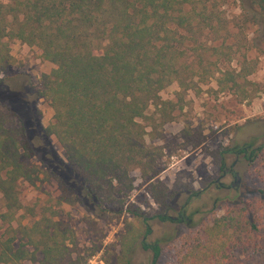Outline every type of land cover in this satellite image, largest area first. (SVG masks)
Returning <instances> with one entry per match:
<instances>
[{
	"label": "trees",
	"instance_id": "1",
	"mask_svg": "<svg viewBox=\"0 0 264 264\" xmlns=\"http://www.w3.org/2000/svg\"><path fill=\"white\" fill-rule=\"evenodd\" d=\"M239 9L228 19L206 0H0V71L12 63V42L38 48L53 68L43 76L37 97L49 101L54 113L42 135L29 137L25 125H16L13 111H0L5 208L0 230L10 227L0 239V264H88L99 248H82L56 205L83 204L100 218L121 216L134 190L135 170L152 183L155 202L168 206V188L154 183L164 170L166 146L149 144L148 138L166 139L164 128L184 109L186 95L215 78L219 92L232 91L241 101L255 97L249 78L259 62L247 53L264 54V0H239ZM252 27L256 30L248 39ZM243 51L239 70L218 68V62L231 65L232 55ZM172 86L179 89L176 100L163 99ZM152 105L155 112L148 115ZM53 175L64 190L57 204L51 198L39 215L29 209L30 225L13 226L24 210L20 184L36 186ZM260 196L259 203L235 202L188 237L175 264H237L233 250L259 233L264 191ZM129 209L141 227L132 226L124 235L120 264H132L140 231L151 233L150 219L140 208ZM151 248L158 264L161 248Z\"/></svg>",
	"mask_w": 264,
	"mask_h": 264
},
{
	"label": "rangeland",
	"instance_id": "2",
	"mask_svg": "<svg viewBox=\"0 0 264 264\" xmlns=\"http://www.w3.org/2000/svg\"><path fill=\"white\" fill-rule=\"evenodd\" d=\"M206 2L217 5L228 19L240 13L239 0ZM255 30V27L248 30V39L252 38ZM234 40L231 38L229 42ZM218 42L221 41L214 45ZM11 49L12 63L0 71V111H13L17 115L16 125H25L29 137L42 135L52 123L54 113L50 102L39 99L37 92L43 87V76L53 65L41 57L38 48L16 41L12 42ZM244 52L234 53L231 65L224 60L218 62V68L239 70ZM247 55L259 62L256 73L249 78L253 84L250 90L256 91L252 100L241 101L232 91L219 92L215 78L201 85L202 91H190L186 95L184 109L177 110V119L164 128L166 139L153 141L148 138L149 144L166 146V156L162 161L164 170L154 183H163L168 188L167 207L155 202L152 183L145 182L141 172L135 170L131 174L134 190L125 212L118 217L100 218L83 204L56 205L64 190L60 179L53 175L36 186L26 182L20 184L24 210L18 213L13 226L21 222L30 225L34 219L29 209L39 215L52 198L60 219L74 228L80 246L99 248L88 264H120L118 256L124 235L132 226L141 227L131 214L129 207L132 206L133 209L140 208L150 219L151 233L145 236L144 231H140L131 263L153 264L151 246L157 245L162 253L158 264H175L187 238L225 214L235 202H261L260 192L264 191V54L252 50ZM178 91V87L172 86L163 92L162 97L176 100ZM155 109L152 105L148 115H152ZM139 122L148 126L145 120L140 119ZM147 130L151 131L150 128ZM53 146L59 158L65 159L56 141H53ZM241 149L250 157L239 154ZM223 153L224 169L221 168ZM32 160L38 164L39 158L35 156ZM4 212L0 194V214ZM260 214L259 233L232 252L237 264H264V207ZM163 215L170 216L173 221L163 220ZM8 226L0 230V239L8 236ZM143 242L149 246L148 249Z\"/></svg>",
	"mask_w": 264,
	"mask_h": 264
},
{
	"label": "flooded vegetation",
	"instance_id": "3",
	"mask_svg": "<svg viewBox=\"0 0 264 264\" xmlns=\"http://www.w3.org/2000/svg\"><path fill=\"white\" fill-rule=\"evenodd\" d=\"M244 152H245V151H244L243 149L239 150V154H242V153L245 154ZM245 157H246V158H249L250 156H247V154H245ZM229 171H230V170H229ZM225 174H226L225 176L228 175L227 172H225ZM189 202H190V201H189ZM174 221H178V220L174 219ZM182 221H183V220H182Z\"/></svg>",
	"mask_w": 264,
	"mask_h": 264
}]
</instances>
